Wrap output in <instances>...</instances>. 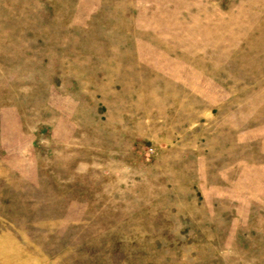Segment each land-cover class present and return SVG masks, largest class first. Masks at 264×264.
<instances>
[{"label": "rangeland", "instance_id": "374dc122", "mask_svg": "<svg viewBox=\"0 0 264 264\" xmlns=\"http://www.w3.org/2000/svg\"><path fill=\"white\" fill-rule=\"evenodd\" d=\"M0 264H264V0H0Z\"/></svg>", "mask_w": 264, "mask_h": 264}]
</instances>
